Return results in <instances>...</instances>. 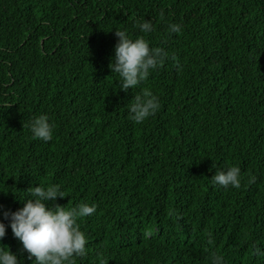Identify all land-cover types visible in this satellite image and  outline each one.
<instances>
[{
	"label": "trees",
	"instance_id": "1",
	"mask_svg": "<svg viewBox=\"0 0 264 264\" xmlns=\"http://www.w3.org/2000/svg\"><path fill=\"white\" fill-rule=\"evenodd\" d=\"M116 30L168 53L135 89L109 67ZM145 88L161 108L137 123ZM41 114L51 141L28 127ZM233 165L239 188L212 182ZM39 184L62 186L49 206L97 205L74 264H264V0H0V205Z\"/></svg>",
	"mask_w": 264,
	"mask_h": 264
},
{
	"label": "clouds",
	"instance_id": "2",
	"mask_svg": "<svg viewBox=\"0 0 264 264\" xmlns=\"http://www.w3.org/2000/svg\"><path fill=\"white\" fill-rule=\"evenodd\" d=\"M138 27L144 33L153 31L150 20L138 21ZM170 33L182 31L179 23H170ZM119 40L115 46V55L109 67L112 73L118 74L120 89L127 91L131 86L135 89L150 75L163 66L167 51L163 47L150 46L149 40L143 37L131 38L125 30H116ZM161 108L158 95L145 88L142 94L134 97L130 105L131 119L142 123L153 116ZM34 137L51 141L54 136V125L47 114L34 117L28 123ZM255 180V177H252ZM212 182L224 188H239L242 183L241 168L230 166L219 170L212 176ZM23 199L24 205L18 210L3 209L0 205V239L6 235L9 220L15 237L22 241L23 249L28 253V259L34 257L35 264H74L76 257L87 254V236L81 228L80 218L90 216L97 210L95 203L83 202L70 209L58 203L49 206L47 202H55L58 197H65L62 186H38ZM257 256H264V250L255 247ZM211 264H227L225 257L213 251L209 257ZM0 264H23V257L18 256L9 246L0 244Z\"/></svg>",
	"mask_w": 264,
	"mask_h": 264
}]
</instances>
